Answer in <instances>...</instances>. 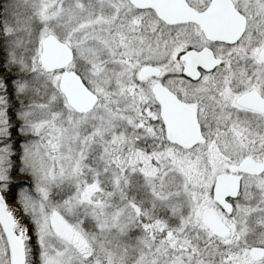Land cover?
<instances>
[{"label": "snow or ice", "instance_id": "obj_1", "mask_svg": "<svg viewBox=\"0 0 264 264\" xmlns=\"http://www.w3.org/2000/svg\"><path fill=\"white\" fill-rule=\"evenodd\" d=\"M0 264H264V0H0Z\"/></svg>", "mask_w": 264, "mask_h": 264}]
</instances>
